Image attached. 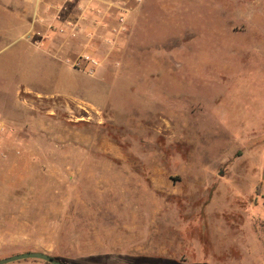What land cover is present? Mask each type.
Here are the masks:
<instances>
[{
	"label": "rangeland",
	"instance_id": "374dc122",
	"mask_svg": "<svg viewBox=\"0 0 264 264\" xmlns=\"http://www.w3.org/2000/svg\"><path fill=\"white\" fill-rule=\"evenodd\" d=\"M133 5L67 63L0 0V258L264 264V0Z\"/></svg>",
	"mask_w": 264,
	"mask_h": 264
},
{
	"label": "crops",
	"instance_id": "0c3cea01",
	"mask_svg": "<svg viewBox=\"0 0 264 264\" xmlns=\"http://www.w3.org/2000/svg\"><path fill=\"white\" fill-rule=\"evenodd\" d=\"M22 1L26 4L25 9L34 7L37 16L62 22V36L57 35L56 40L58 49L62 50V61L67 63L83 48L85 50L94 46L93 42L97 41L101 34L113 32V26L118 24L120 16L126 18V26H131L140 11L139 5H133L135 0ZM21 14L23 13L20 12L19 15ZM257 192L259 203L264 205V164Z\"/></svg>",
	"mask_w": 264,
	"mask_h": 264
},
{
	"label": "water",
	"instance_id": "95a60500",
	"mask_svg": "<svg viewBox=\"0 0 264 264\" xmlns=\"http://www.w3.org/2000/svg\"><path fill=\"white\" fill-rule=\"evenodd\" d=\"M28 258L42 259L51 264H72L60 258H57L51 255L50 253L44 251H34V250L19 252L10 256L0 258V264H9L11 262L28 259Z\"/></svg>",
	"mask_w": 264,
	"mask_h": 264
},
{
	"label": "built area",
	"instance_id": "2783aa9c",
	"mask_svg": "<svg viewBox=\"0 0 264 264\" xmlns=\"http://www.w3.org/2000/svg\"><path fill=\"white\" fill-rule=\"evenodd\" d=\"M121 21H124L123 16H121ZM72 63L79 67H85L89 72H93L98 64V61L91 57V55L85 53L78 55L75 59H73Z\"/></svg>",
	"mask_w": 264,
	"mask_h": 264
},
{
	"label": "trees",
	"instance_id": "16d2710c",
	"mask_svg": "<svg viewBox=\"0 0 264 264\" xmlns=\"http://www.w3.org/2000/svg\"><path fill=\"white\" fill-rule=\"evenodd\" d=\"M2 258H3V257H2ZM57 258H58V257H57ZM62 260H63V259H62ZM65 261H66V260H65ZM67 262L72 263V264H75V263L70 262V261H67ZM46 263H47V264H51V263H49V262H47V261H46Z\"/></svg>",
	"mask_w": 264,
	"mask_h": 264
}]
</instances>
